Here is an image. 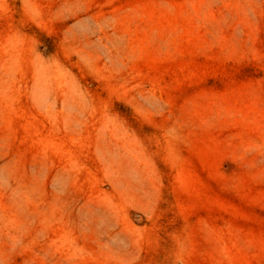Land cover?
Returning a JSON list of instances; mask_svg holds the SVG:
<instances>
[{
	"label": "rangeland",
	"instance_id": "rangeland-1",
	"mask_svg": "<svg viewBox=\"0 0 264 264\" xmlns=\"http://www.w3.org/2000/svg\"><path fill=\"white\" fill-rule=\"evenodd\" d=\"M0 264H264V0H0Z\"/></svg>",
	"mask_w": 264,
	"mask_h": 264
}]
</instances>
